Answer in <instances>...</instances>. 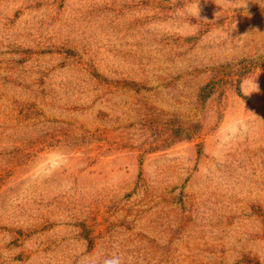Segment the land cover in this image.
Here are the masks:
<instances>
[{
  "label": "rangeland",
  "instance_id": "obj_1",
  "mask_svg": "<svg viewBox=\"0 0 264 264\" xmlns=\"http://www.w3.org/2000/svg\"><path fill=\"white\" fill-rule=\"evenodd\" d=\"M195 3L0 0V264H264V0Z\"/></svg>",
  "mask_w": 264,
  "mask_h": 264
},
{
  "label": "clouds",
  "instance_id": "obj_2",
  "mask_svg": "<svg viewBox=\"0 0 264 264\" xmlns=\"http://www.w3.org/2000/svg\"><path fill=\"white\" fill-rule=\"evenodd\" d=\"M199 0H196V3L193 8L194 16L198 17L199 15ZM247 4L243 6L246 7ZM235 27V26H234ZM260 73V69L258 70V74L252 78H245L241 81V88L240 91L243 93L244 96H249L253 92L259 91V85L256 83V79ZM101 264H125L124 257L119 252H114L111 255L105 256L101 262Z\"/></svg>",
  "mask_w": 264,
  "mask_h": 264
}]
</instances>
